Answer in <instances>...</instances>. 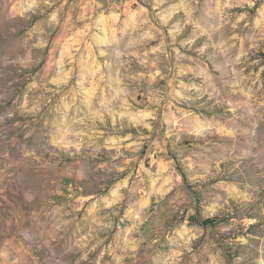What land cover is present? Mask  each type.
Here are the masks:
<instances>
[{
    "label": "rangeland",
    "instance_id": "obj_1",
    "mask_svg": "<svg viewBox=\"0 0 264 264\" xmlns=\"http://www.w3.org/2000/svg\"><path fill=\"white\" fill-rule=\"evenodd\" d=\"M0 264H264V0H0Z\"/></svg>",
    "mask_w": 264,
    "mask_h": 264
}]
</instances>
